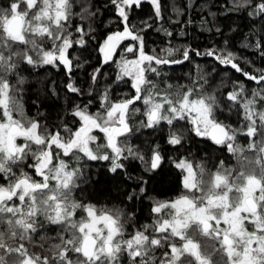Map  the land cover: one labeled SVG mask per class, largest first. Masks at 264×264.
<instances>
[{"label":"snow or ice","instance_id":"6c2138e0","mask_svg":"<svg viewBox=\"0 0 264 264\" xmlns=\"http://www.w3.org/2000/svg\"><path fill=\"white\" fill-rule=\"evenodd\" d=\"M144 2L163 21L161 0H107L116 28L102 38L94 0H8L0 6V264H264V68L246 71L227 49L147 52L143 33L152 24L132 19ZM226 4L222 14L244 11L264 19V0ZM208 15L212 21L202 24L220 32L217 13ZM157 31L172 35L162 24ZM94 40L98 62L88 71V57L73 53L86 52ZM245 41L243 47L264 57V36ZM192 53L230 66L256 87L236 80L218 94L202 72L187 84L164 79L165 66L190 61ZM105 66H114V76ZM45 68L62 69L64 90L87 97L66 109L71 120L60 116L51 126L38 100L32 101L35 115L24 100L23 73ZM77 70H84L83 83ZM121 84L130 91L118 92ZM50 94H57L54 86ZM225 111L235 115L234 123L220 119ZM149 129L163 132L176 152L192 136L211 141L234 163L217 158L210 167L207 159L166 157L157 142H134ZM166 159L179 170L182 190L169 200L149 197L148 223H132L135 214L123 201L101 205L76 195L85 168L95 162L135 183L125 193L128 202L143 199L149 181L133 177L125 162H139L150 176Z\"/></svg>","mask_w":264,"mask_h":264},{"label":"trees","instance_id":"16d2710c","mask_svg":"<svg viewBox=\"0 0 264 264\" xmlns=\"http://www.w3.org/2000/svg\"><path fill=\"white\" fill-rule=\"evenodd\" d=\"M7 2L8 0H0V6L6 5ZM94 2L100 9L95 26L97 35L102 38L101 34L110 29L115 30L116 25L113 22L115 17L111 10L112 6L107 3V0H94ZM161 4L164 16L161 22L155 20L152 5L148 2H144L132 14L133 22L139 23L142 20H148L152 24V27L143 33L147 52H151L153 49L159 51L168 46L181 49L190 47L201 53L209 48L227 49L241 58L240 65L246 71L254 72L256 69L264 68V57L260 55V52L254 47H243L246 37L247 43L254 44L259 37L264 36V19L249 17L244 11L222 14L221 6H227L226 0H161ZM173 7L182 9L183 13L178 15L173 11ZM209 12L217 13L215 26L221 29L220 32L215 31L212 23L206 26L202 24L203 19L212 21V17L208 15ZM161 24L172 33L171 36L165 35L163 31H157ZM209 27L212 29L211 31L206 30ZM226 41L227 43H225ZM96 43L97 41H92L86 52L77 49L73 53V55H79L82 58L88 57L89 65L86 66L88 71H91V67L96 66L98 62V53L94 50ZM104 71L110 77L115 74L114 66H105ZM162 71L166 74L164 79L174 85L187 84L191 78L202 72L206 74L209 81V90L218 89V94L229 91L232 82L236 80L243 81L249 89L256 87L254 82L246 80L230 66L219 64L213 57L196 56L195 53L191 54L190 61L179 65L165 66ZM23 74L28 78L24 95L28 114H36L37 108L32 101L38 100L39 110L45 113L46 122L50 126L59 123L58 117L60 116L71 120L66 109H69L74 102L79 103L81 100L87 99V97H77L64 90L63 84L66 78L62 69L57 71L45 68L39 70L38 73L31 74L26 70ZM74 75L81 83L86 80L84 70H77ZM53 86L56 95L50 94V89ZM117 91L129 92L130 89L121 84ZM220 119L234 123L236 117L225 111L220 114ZM163 136L164 133L160 131L142 130L141 133L136 134L134 142L141 145L145 142H157L161 144L166 157L175 158L179 155H187L193 160L207 159L211 161L210 167L217 158L224 159L227 163H234L228 153L222 152L211 141L192 136L185 146L176 152L164 143ZM241 143L244 141L241 140ZM125 163L127 171L133 177L144 176L149 181L148 195L143 199L128 202L125 199V193L135 188V183L126 181L123 174L116 176L110 174L107 171L106 163L95 162H90L85 168V177L76 195L101 205H121L123 201L121 206L135 214L132 223L137 225L148 223L151 219L152 199L169 200L181 192L179 170L172 165L169 159H166L163 165L149 176L143 172L139 162L127 161Z\"/></svg>","mask_w":264,"mask_h":264}]
</instances>
